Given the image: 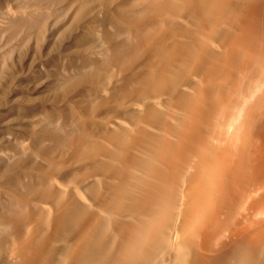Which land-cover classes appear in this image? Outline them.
I'll use <instances>...</instances> for the list:
<instances>
[{
	"label": "bare ground",
	"instance_id": "bare-ground-1",
	"mask_svg": "<svg viewBox=\"0 0 264 264\" xmlns=\"http://www.w3.org/2000/svg\"><path fill=\"white\" fill-rule=\"evenodd\" d=\"M0 264H264V0H0Z\"/></svg>",
	"mask_w": 264,
	"mask_h": 264
},
{
	"label": "rangeland",
	"instance_id": "rangeland-1",
	"mask_svg": "<svg viewBox=\"0 0 264 264\" xmlns=\"http://www.w3.org/2000/svg\"><path fill=\"white\" fill-rule=\"evenodd\" d=\"M25 72H27V69H25V70L23 71V74H24L23 77H24L25 75H26V76L28 75L27 73L25 74ZM26 76H25V77H26ZM23 90H26V88L23 89Z\"/></svg>",
	"mask_w": 264,
	"mask_h": 264
}]
</instances>
